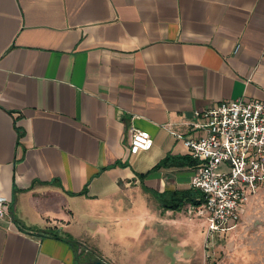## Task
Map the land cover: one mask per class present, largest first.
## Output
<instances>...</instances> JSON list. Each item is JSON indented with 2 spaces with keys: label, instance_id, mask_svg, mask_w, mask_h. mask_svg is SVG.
<instances>
[{
  "label": "crops",
  "instance_id": "1",
  "mask_svg": "<svg viewBox=\"0 0 264 264\" xmlns=\"http://www.w3.org/2000/svg\"><path fill=\"white\" fill-rule=\"evenodd\" d=\"M240 98L264 101V0H0V264H203L185 139Z\"/></svg>",
  "mask_w": 264,
  "mask_h": 264
},
{
  "label": "built area",
  "instance_id": "2",
  "mask_svg": "<svg viewBox=\"0 0 264 264\" xmlns=\"http://www.w3.org/2000/svg\"><path fill=\"white\" fill-rule=\"evenodd\" d=\"M199 137L185 139V145L199 162L192 186L204 200L194 211L208 222L207 242L231 222L240 220V207L264 187V101L245 98L223 101L202 113ZM130 152L152 148L148 131L133 128ZM10 199L0 195V220L9 217ZM193 213V210H190Z\"/></svg>",
  "mask_w": 264,
  "mask_h": 264
},
{
  "label": "rangeland",
  "instance_id": "3",
  "mask_svg": "<svg viewBox=\"0 0 264 264\" xmlns=\"http://www.w3.org/2000/svg\"><path fill=\"white\" fill-rule=\"evenodd\" d=\"M203 264H264V190L232 230L205 243Z\"/></svg>",
  "mask_w": 264,
  "mask_h": 264
},
{
  "label": "trees",
  "instance_id": "4",
  "mask_svg": "<svg viewBox=\"0 0 264 264\" xmlns=\"http://www.w3.org/2000/svg\"><path fill=\"white\" fill-rule=\"evenodd\" d=\"M190 159H191V161L193 160V161H196V160H194L192 157H189ZM168 159L169 158H166L165 160H163L159 165H162V164H165L167 161H168ZM200 190H198V192H199ZM200 193H201V197H202V199L204 200V195H203V193L200 191ZM187 197H188V194L186 195V196H183V198H182V201H181V203H183L184 201V199L186 198L187 199ZM166 202H168V201H166ZM176 206H178L179 207V205L178 204H176Z\"/></svg>",
  "mask_w": 264,
  "mask_h": 264
}]
</instances>
